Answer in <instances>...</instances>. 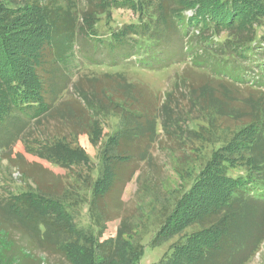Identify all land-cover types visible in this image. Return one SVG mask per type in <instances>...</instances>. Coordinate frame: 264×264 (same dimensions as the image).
<instances>
[{
    "label": "trees",
    "instance_id": "1",
    "mask_svg": "<svg viewBox=\"0 0 264 264\" xmlns=\"http://www.w3.org/2000/svg\"><path fill=\"white\" fill-rule=\"evenodd\" d=\"M124 8L136 22L98 34L101 17ZM77 53L110 68L186 66L156 108L144 86L117 71L81 76L63 98ZM179 87L185 96L173 100ZM91 115L117 119L101 144L97 177L86 180L89 198L77 200L95 231L75 225L74 197L61 182L50 190L40 175L24 173L34 190L0 201V264L27 257L12 239L16 228L71 264H116L129 234L122 191L140 163H152L158 128L170 141H187L183 148L199 164L151 240L158 247L177 237L157 264H247L254 257L264 240V0H0V147L10 149L29 123L53 119L69 132L26 152L63 169L87 165L78 137L96 146L102 136ZM113 220H120L116 235L101 240ZM130 253L138 264L140 250Z\"/></svg>",
    "mask_w": 264,
    "mask_h": 264
},
{
    "label": "rangeland",
    "instance_id": "2",
    "mask_svg": "<svg viewBox=\"0 0 264 264\" xmlns=\"http://www.w3.org/2000/svg\"><path fill=\"white\" fill-rule=\"evenodd\" d=\"M190 15L191 12L185 13L186 17ZM136 19V14L128 9H114L111 11L109 19L105 16L101 17L96 29L98 34L108 36L111 30L136 22ZM224 37L225 35H221L220 39L222 40ZM77 51L79 50L77 49ZM185 66V63H177L172 67L152 72L137 67L132 61L110 68L83 62L77 53L71 62V79L67 81L69 88L64 93L63 98L70 96L71 84L77 78L117 71L125 76L128 82L144 86L148 90L147 94L151 98L153 107L156 108L163 102L164 93L171 91L170 84L175 74H179ZM176 90H180V93L175 92L173 100H181L185 96L182 92L183 89L179 87ZM92 117L97 119L101 126L100 142L93 146L89 143L86 135H80L77 139L78 145L88 155L90 162L87 165L89 167L84 164L63 169L26 152V146L35 147L37 143L51 141V137L56 133L61 136L69 132L67 126L57 125L53 119L43 121L42 126L29 123L24 128L20 140H17L10 149L0 147V201L7 200L11 195H19L34 190V182L26 178L27 175L25 176L24 173L40 175L46 180L50 190H58L59 187L55 183L61 182L60 185L64 187L65 192L71 193L74 197L68 202L72 207L70 209H72L75 225L85 233L95 231L90 224L87 205L79 203L77 200L82 198V200L85 201L86 199L87 201L89 198L88 185L95 180L98 174L100 164L98 154L101 144L117 129V119L106 115H91L90 118ZM157 133L156 141L149 147V152L153 158L152 165L140 163V171H136L131 176L122 191V218L124 217L125 221L128 222L129 229L127 232L129 234L122 237L123 245L116 264H131L130 250L132 252L140 250L142 255L138 264H157L163 254L169 251L170 245L177 241V237H175L161 246L154 247L151 245V240L161 225L162 215L168 211L173 199L179 196L183 189L188 188L193 172H195L194 175L197 173L199 157L192 155V152L183 148L184 144H188L187 141L184 144L175 139L170 141L159 128ZM184 151L187 156H183ZM133 169L132 165L129 166L127 173L133 172ZM141 172H144L143 177L137 179ZM238 173L237 171L231 172L232 175ZM145 176L147 177L146 181L143 180ZM86 180H89V183H86ZM119 227L120 220L109 221L100 239L105 240L114 237ZM22 229L13 230L12 239L22 247H26L27 257L23 259V264H71L59 252L43 245L36 239L29 238L26 230ZM194 230L196 228L189 229L186 234ZM4 241L6 240L0 237V244H3ZM247 264H264V240L258 252Z\"/></svg>",
    "mask_w": 264,
    "mask_h": 264
}]
</instances>
